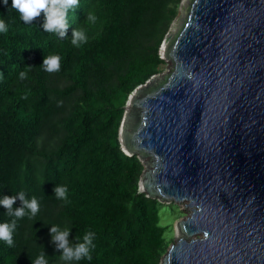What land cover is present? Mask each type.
<instances>
[{"label": "trees", "instance_id": "16d2710c", "mask_svg": "<svg viewBox=\"0 0 264 264\" xmlns=\"http://www.w3.org/2000/svg\"><path fill=\"white\" fill-rule=\"evenodd\" d=\"M180 2L79 0L62 37L43 30V12L25 23L11 0L0 3L9 25L0 33V197L17 195L13 207H23V191L40 204L17 218L13 245L0 240V264H32L41 253L49 264H161L170 246L161 211L172 204L140 192L145 166L123 150L119 130L130 94L163 70L159 51ZM75 29L87 36L79 47ZM51 54L61 56L58 71L41 67ZM11 219L0 205V222ZM53 225L70 229L73 244L94 232L92 259L61 260Z\"/></svg>", "mask_w": 264, "mask_h": 264}, {"label": "water", "instance_id": "95a60500", "mask_svg": "<svg viewBox=\"0 0 264 264\" xmlns=\"http://www.w3.org/2000/svg\"><path fill=\"white\" fill-rule=\"evenodd\" d=\"M163 43L173 71L130 94L119 130L151 160L140 192L189 201L161 264H264V0H187Z\"/></svg>", "mask_w": 264, "mask_h": 264}, {"label": "clouds", "instance_id": "9594fccd", "mask_svg": "<svg viewBox=\"0 0 264 264\" xmlns=\"http://www.w3.org/2000/svg\"><path fill=\"white\" fill-rule=\"evenodd\" d=\"M0 3L8 6L9 0H0ZM78 4L79 0H11L10 7L19 13L20 19L25 23H30L43 12V30L62 37L65 35V30L68 27V13L70 10H74ZM96 20L95 13L90 11L87 14L86 21L88 23H95ZM8 31V23L3 18H0V33H7ZM86 40L87 36L83 29L74 30V38L71 42L73 45L79 47ZM60 61L61 56L59 54H51L45 56L41 67L48 72L58 71L61 67ZM25 76L26 71L19 73L21 79L25 78ZM67 192V185H58L55 188L58 198L67 199ZM18 195L23 201V207H13L17 195H4L0 197V205L4 206L7 209L8 215L13 217L9 221L0 222V240H3L9 246L14 243L13 233L17 226V218H22L26 214L35 216L40 208L37 197L33 196L30 199H26L23 191L19 192ZM69 231L70 229L68 228L61 230L58 225H53L50 229V232L53 234V241H58L57 247L63 249L60 259L65 262L80 261L82 259L90 261L92 259L91 250L95 247V233L88 231L82 239L77 237L76 240L79 242L73 244L68 239ZM32 264H49V260L44 253H41L32 260Z\"/></svg>", "mask_w": 264, "mask_h": 264}, {"label": "rangeland", "instance_id": "374dc122", "mask_svg": "<svg viewBox=\"0 0 264 264\" xmlns=\"http://www.w3.org/2000/svg\"><path fill=\"white\" fill-rule=\"evenodd\" d=\"M186 1L187 0H181L180 6L178 8V14L173 19V21L171 22L169 29H168L167 33L165 34L164 39L167 36H172V34H173L177 24H178V21L181 17V14L183 12ZM163 42H164V40H163ZM163 42L161 44L159 53H160V57L165 60V65L163 67V70L160 73L156 74V76L167 73L169 71H173V69H174V61L169 59L165 55V52L163 51V44H164ZM150 161L151 160L149 157L145 158L143 161L146 170L147 169H149V170L153 169L152 166H149V164L151 163ZM166 204H172V205L174 204V206H172V205L165 206L161 211V224L168 226L167 231H166V237H167V240L170 242V244H172V243H175L179 237H181L182 233H181L180 229L178 228L179 223H180V221L186 219L190 215L191 209H190V207L186 206V204H188L187 201L180 202V203L176 202V201H171V202H167ZM168 250H169V248H168ZM168 250L163 255L162 260H163L164 256L168 253Z\"/></svg>", "mask_w": 264, "mask_h": 264}, {"label": "bare ground", "instance_id": "6f19581e", "mask_svg": "<svg viewBox=\"0 0 264 264\" xmlns=\"http://www.w3.org/2000/svg\"><path fill=\"white\" fill-rule=\"evenodd\" d=\"M166 46H167V43L164 45V47H163V51L165 52L166 51ZM185 201H187V202H189L188 200H185Z\"/></svg>", "mask_w": 264, "mask_h": 264}]
</instances>
